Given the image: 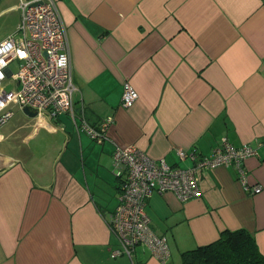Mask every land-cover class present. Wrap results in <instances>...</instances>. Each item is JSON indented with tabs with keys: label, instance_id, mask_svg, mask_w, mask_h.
<instances>
[{
	"label": "crops",
	"instance_id": "crops-1",
	"mask_svg": "<svg viewBox=\"0 0 264 264\" xmlns=\"http://www.w3.org/2000/svg\"><path fill=\"white\" fill-rule=\"evenodd\" d=\"M55 1L79 113L83 107L94 127L108 117L114 123L97 143L75 130L79 119L29 117L12 105L13 115L0 121V178L11 171L19 179L0 189V264H173L174 247L181 264L184 251L238 229L252 233L264 255V149L241 162L260 193L246 191L237 165H227L198 174V198L155 192L147 199L149 226L166 239V258L146 243L117 255L110 219L118 181L110 209L111 200L76 176L87 158L99 168L117 146L135 144L181 166L179 149L209 156L224 137L240 146L264 136V0ZM126 82L139 95L127 109ZM5 83L18 89L11 78Z\"/></svg>",
	"mask_w": 264,
	"mask_h": 264
},
{
	"label": "built area",
	"instance_id": "built-area-1",
	"mask_svg": "<svg viewBox=\"0 0 264 264\" xmlns=\"http://www.w3.org/2000/svg\"><path fill=\"white\" fill-rule=\"evenodd\" d=\"M17 10L20 12L17 33L0 42L1 122L13 115V104L50 118L61 114L74 119L77 115L82 116L83 109L76 114L78 87L73 79L65 27L55 0H18ZM13 61L20 62L18 71L10 67ZM9 78L18 82L20 88L8 85L11 90H6L3 86L6 87L5 81ZM138 97L136 89L126 82L122 105L132 107ZM102 121L98 127L84 123L92 140L98 143L108 137L112 117ZM262 149L264 136L256 138L253 144L240 146H233L224 137L209 156L179 149L177 153L181 160L190 157L193 162L192 167L181 168L164 158H152L135 144L117 146L112 159L114 177L118 181V204L110 219V229L120 245L114 250L116 254L130 253L136 245L146 243L168 257L166 239L149 226L146 201L155 192H172L183 201L198 198L201 196L198 174L202 171L237 165V179L243 188L250 193H260L262 186L250 184L249 173L241 162L259 157Z\"/></svg>",
	"mask_w": 264,
	"mask_h": 264
},
{
	"label": "rangeland",
	"instance_id": "rangeland-1",
	"mask_svg": "<svg viewBox=\"0 0 264 264\" xmlns=\"http://www.w3.org/2000/svg\"><path fill=\"white\" fill-rule=\"evenodd\" d=\"M15 1L16 0H0V11L4 7L6 8L5 11L0 15V42L8 38L10 35L17 33L20 14L18 13L19 11L16 10V7L11 8L12 6L11 2H15ZM19 66H20V62L18 61H13L10 64V67L14 71H18ZM17 88H20V85H18ZM113 123L114 120L112 118L111 127ZM179 159L181 160V158ZM183 161L185 160H182L180 162L181 166L179 167L181 168L192 167L193 162L190 159H188L187 163ZM92 162H93V158H87L84 162H82L78 166V170L76 173L77 179L83 185L92 189L91 192L94 193L96 196L104 197L105 200H111V206L107 204L108 207H110L111 209L115 205L114 194L111 191L113 189V181L115 180L112 159L107 156H104V158H102L101 162L99 163L100 164L99 168H97L96 163L92 164ZM97 169L99 172L98 176H97L98 174ZM105 175H109L111 179L110 180L105 179L104 178ZM4 176L0 178V189L8 188L9 186L12 185L13 182L17 183V180L19 179L18 175H15V178H13V174L11 171L6 172ZM20 180L22 183L28 182V179L26 178L24 179L20 178ZM31 182H32V186L39 187L40 181L34 179L33 182L31 178ZM27 186L28 188L31 187L30 184H27ZM174 250H176V247H174L173 252H175ZM173 252L171 254L170 262H173V264H179L180 263L179 252L176 253Z\"/></svg>",
	"mask_w": 264,
	"mask_h": 264
},
{
	"label": "trees",
	"instance_id": "trees-1",
	"mask_svg": "<svg viewBox=\"0 0 264 264\" xmlns=\"http://www.w3.org/2000/svg\"><path fill=\"white\" fill-rule=\"evenodd\" d=\"M75 100L79 101L77 98ZM78 109L79 105L76 107V114L79 112ZM82 112V116L77 115L75 120L73 119L74 123L79 119V123L75 124V130L77 128V131L82 130L92 140L90 133L84 127V123L89 126L92 125L87 122L85 111ZM181 264H264V255L258 247L255 236L249 231L244 229L225 230L220 233L215 242L184 251L181 255Z\"/></svg>",
	"mask_w": 264,
	"mask_h": 264
},
{
	"label": "water",
	"instance_id": "water-1",
	"mask_svg": "<svg viewBox=\"0 0 264 264\" xmlns=\"http://www.w3.org/2000/svg\"><path fill=\"white\" fill-rule=\"evenodd\" d=\"M23 112L29 117H36L37 116V112L31 111L28 107H25L23 109Z\"/></svg>",
	"mask_w": 264,
	"mask_h": 264
},
{
	"label": "flooded vegetation",
	"instance_id": "flooded-vegetation-1",
	"mask_svg": "<svg viewBox=\"0 0 264 264\" xmlns=\"http://www.w3.org/2000/svg\"><path fill=\"white\" fill-rule=\"evenodd\" d=\"M55 2H56V1H55ZM56 5H57V4H56ZM121 106H122L123 108L127 109V107H124V106L122 105V102H121ZM2 114H3V112L0 113V121H1Z\"/></svg>",
	"mask_w": 264,
	"mask_h": 264
}]
</instances>
